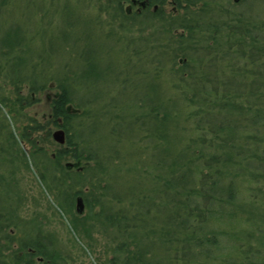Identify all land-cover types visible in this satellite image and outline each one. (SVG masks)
<instances>
[{
    "label": "trees",
    "instance_id": "trees-1",
    "mask_svg": "<svg viewBox=\"0 0 264 264\" xmlns=\"http://www.w3.org/2000/svg\"><path fill=\"white\" fill-rule=\"evenodd\" d=\"M122 1L128 0L112 1L113 14L134 28L139 19L135 13L124 14ZM14 2L4 3L6 12ZM26 2L34 6V0ZM196 8L195 2L184 0L177 15L160 10L143 14L146 21L168 23L165 32L183 31L173 36L179 47L173 37L165 45L151 39L133 44L128 52L136 61L145 62L147 57L155 78L163 71V63L173 68L178 53L183 55L188 47L183 44L201 45L199 52L204 53L194 59L191 69L186 71L185 62L186 68L176 71L177 78L174 74L178 87L171 88L178 89L174 93L179 94L178 105L167 97L163 108L150 103L146 109L140 100L145 111L134 114L130 122L110 118L113 127L106 132L104 157L95 135L97 121L80 95L85 83L98 78L95 62L87 58L90 54L85 49L84 55L76 52L85 59L76 65L77 70L66 64L61 72L42 52L51 36L61 40L62 48L72 42L77 33L70 24L76 18L68 16L60 26L59 19L68 10L54 8L51 14L59 18L52 17L56 26L51 23L54 33L46 41L33 31L36 14L23 13L19 20L29 24L8 21L0 31V165L9 166L6 155L16 150L20 166L33 169L38 181L55 194L59 207L72 215L74 231L89 222L115 231L118 239L108 249L107 264H221L209 251L217 245L215 230L248 235L252 219L261 217L262 212L255 209L264 206V47H255L254 40L243 44L250 36L238 26L222 30L203 21L202 6L199 12ZM218 34L226 39L225 53L221 45L203 46L207 40L216 43ZM78 67L84 69L78 72ZM48 91V110L39 120L29 110ZM180 124L190 132L189 138L175 134ZM59 128L65 132L63 145L51 136ZM6 182L15 180L1 173L0 236L9 245L19 231L9 214L18 212L21 197L10 198L1 188ZM77 198L83 201L84 216L73 213ZM89 231L84 230L90 238ZM16 244L22 264H33L36 257L43 264H60L57 252L37 239L20 238ZM236 248H243L242 243Z\"/></svg>",
    "mask_w": 264,
    "mask_h": 264
},
{
    "label": "rangeland",
    "instance_id": "rangeland-1",
    "mask_svg": "<svg viewBox=\"0 0 264 264\" xmlns=\"http://www.w3.org/2000/svg\"><path fill=\"white\" fill-rule=\"evenodd\" d=\"M6 1L8 0H0V31L4 29V22L8 21L29 24L28 21L19 20L23 13L26 15L29 13L30 15L36 14V20L31 22L33 31L46 41L50 33H54L50 30L54 27L51 23L56 24V20H52V17L54 19L59 18L57 14H51L54 8L58 12H61L62 8L68 10L67 16L63 14L64 16L60 17V26L64 24V20L68 19V16L69 18H76V22L70 24L74 34L77 33V36L75 35L72 38V42L66 43L63 49L61 40L59 38L55 40L51 36L49 42L44 44L45 48L42 52L50 55L51 64L54 70L57 71L65 69L66 64L72 66L73 71L77 70L76 65H79L85 59L79 58L76 52L84 55L86 53L85 49L90 54L87 58L95 62V72L98 74V78L89 84L85 83L81 87L80 95L83 103L91 108L89 110L92 119L97 121L95 135L101 148L102 157L106 155L108 145L106 132L109 127H113L110 118L117 123L130 122L134 114L137 116L145 111L143 107H140V100L145 101V106L153 103L159 108H163L166 98L171 97L173 103L178 105L180 103L179 94H177V97L174 95L178 92V89L171 88V86L178 87L176 71H183L186 68L184 66L185 62H188L186 69L188 71L195 65L193 61L196 60L194 59L200 58L199 56L204 53L199 52L201 45L194 47L193 45L183 44L188 45V47L183 50V55L178 53L173 68L170 65L164 66L163 63L160 68L162 70L164 68V70L161 71L159 78H155L148 69L147 57L144 58L145 62L136 61L137 58L134 59L128 52L131 53L134 49L133 44L141 41L149 42L151 39L158 42L157 39L160 38L159 41L161 42L158 43L165 45L170 42L169 38L183 33L181 28L175 30V32H165L168 23H152L140 18H137L139 22L133 28L128 20L114 16L115 6L112 3L113 0H34L33 7H28L27 0H15L12 6H8L10 8L8 12L4 7ZM190 1L197 4L196 9L198 10H195L198 12L202 6V11L205 14L203 21L216 24L222 30L236 25L244 35L250 36L247 39L245 38L243 44L246 45L249 41L252 43V40H254L255 47H264V0H238L237 3L234 0ZM166 10L171 11V6L168 5ZM207 27L205 25L206 29ZM43 32L46 34L44 35ZM208 35H211L210 30L207 33ZM222 38L223 35L218 34L216 43L207 40L203 46L205 47L208 44L210 46L221 45L223 46L221 52L225 53L227 42L225 38ZM172 39L179 47L177 39L174 37ZM74 40H79V42L73 43ZM49 45L54 47L47 50ZM127 45L130 47L128 51ZM156 46L155 43V48H157ZM173 48L178 49L176 45H173ZM80 49L81 52H79ZM253 50L254 53L256 52V58H260L258 51ZM162 58L164 59V57ZM75 61L79 63L75 64ZM83 69L79 68L78 72ZM170 73H172V77ZM169 82L175 83L172 85ZM47 95L51 96V93L46 92L42 96L41 102L29 110V114L39 120L45 118L48 110ZM146 109H148V106ZM175 134L182 135V139L190 137V132L182 130L181 124ZM124 141L122 139V142ZM122 145L125 147L124 144ZM15 151H9L6 155L9 166L0 165V174L3 173L6 178L15 180V182L4 183L1 188L5 187L10 198H13L15 194L18 195V198L21 197V202L16 204L18 212L9 214L12 219H15V224L19 230L17 231L18 236L15 238L37 239L41 245H48L49 251L55 250L57 252V259H59L60 264H107V259L111 258L108 249H110L111 244L117 241L118 234L113 230L103 229L93 222L84 223V228L74 231L70 222L72 215L59 207L55 194L38 181L36 174L32 171L33 169L27 170L20 166ZM116 166H118V163ZM9 183L10 185H8ZM259 200L261 201V199ZM11 201L14 202L12 199ZM255 210L262 212V214L261 217L252 219L253 225L251 224L252 228L248 235L238 233L234 236L227 233L226 229L224 230L225 233L222 231L223 229L215 230L214 237L217 245L209 248L212 256L217 259L215 263L264 264V206L262 208L257 206ZM73 213L78 214L76 208H74ZM84 215L85 208L81 216ZM1 216H6L4 210ZM86 228L90 230V233H88L90 238L84 232ZM10 232L13 235V231L10 230ZM241 233H244V231ZM1 240L3 239L0 236V245L7 247L6 241L1 242ZM4 242L5 244H3ZM237 243H242L243 248L235 249ZM9 246H11V242Z\"/></svg>",
    "mask_w": 264,
    "mask_h": 264
},
{
    "label": "flooded vegetation",
    "instance_id": "flooded-vegetation-1",
    "mask_svg": "<svg viewBox=\"0 0 264 264\" xmlns=\"http://www.w3.org/2000/svg\"><path fill=\"white\" fill-rule=\"evenodd\" d=\"M183 1L184 0H128L122 1L120 2V4L122 5L121 9L126 16L131 17L135 13L137 15V18L144 19L143 14H146L147 11L156 12L160 10L165 15L169 14L170 12H173L174 15H177V7L179 6V4H182ZM234 2L237 3L238 0H234ZM168 5L171 6V11L166 10V7ZM183 7L184 5H181V8ZM157 40L158 42H161L159 41L160 38ZM15 240L17 241V243H19V239ZM2 241L3 240H1V242ZM16 241L12 242L11 246L7 245L6 247L4 245H0V264H6V261L8 262V264H22L19 262L21 251L19 250V246L16 244ZM3 244H5V242ZM33 264H43V259L40 257H36Z\"/></svg>",
    "mask_w": 264,
    "mask_h": 264
},
{
    "label": "water",
    "instance_id": "water-1",
    "mask_svg": "<svg viewBox=\"0 0 264 264\" xmlns=\"http://www.w3.org/2000/svg\"><path fill=\"white\" fill-rule=\"evenodd\" d=\"M52 140L58 144V145H63L65 143V132L63 129L59 128V129H56L52 132ZM69 166V164L67 165ZM75 208H76V212L78 214H82L83 211H84V204H83V201L81 198H77L76 200V205H75Z\"/></svg>",
    "mask_w": 264,
    "mask_h": 264
}]
</instances>
